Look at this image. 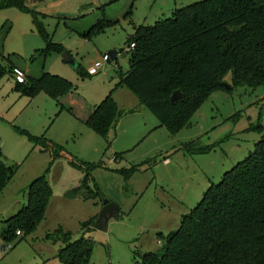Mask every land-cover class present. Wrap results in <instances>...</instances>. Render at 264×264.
<instances>
[{"label":"rangeland","instance_id":"1","mask_svg":"<svg viewBox=\"0 0 264 264\" xmlns=\"http://www.w3.org/2000/svg\"><path fill=\"white\" fill-rule=\"evenodd\" d=\"M10 1L0 0V65L8 68L9 56L17 69L35 76L42 69L58 74L73 88L56 99L43 91L30 98L14 89L23 72L0 75V150L5 163L17 166L0 192V229L26 202L31 179L44 173L51 190L44 218L33 231L7 241L0 237V264H62L54 257L58 244L46 233L59 227L76 238L79 224L97 214L106 198L118 204L119 217L108 219L106 231L86 230L93 243L88 264L139 263V254L157 249L207 186L253 149L262 134L256 126L264 128V84L212 90L189 124L170 132L128 86L115 87L117 71L127 67L124 51L96 74L85 71L102 54L124 47L134 25L150 24L194 0H133L127 18L120 16L131 0H22V8ZM31 11L81 74L60 52L42 58L44 39ZM102 11L119 21L81 36L78 31ZM223 82H231L230 72ZM109 92L121 113L102 137L82 117ZM188 142L190 149L184 147ZM51 145L61 155L54 157ZM70 158L81 168L71 166ZM8 243L11 248L5 249Z\"/></svg>","mask_w":264,"mask_h":264},{"label":"trees","instance_id":"2","mask_svg":"<svg viewBox=\"0 0 264 264\" xmlns=\"http://www.w3.org/2000/svg\"><path fill=\"white\" fill-rule=\"evenodd\" d=\"M10 2L24 7L22 0ZM132 4L133 0L120 17L130 15ZM31 13L44 39L45 45L39 51L42 58L64 50L60 43L51 41ZM120 17L106 16L102 11L87 29L78 33L88 37L115 25ZM131 42L134 45L126 51L127 67L117 71L115 87L128 86L170 132L188 125L190 116L212 90L225 89L222 83L226 73L231 74L229 88L264 84V0H194L150 24L134 25L125 48L116 53L124 51ZM5 58L9 60L8 68L0 65V75L14 70L23 72L22 81L15 79L14 84L20 95L32 98L43 91L56 99L72 91L70 82L58 74L42 69L35 76L17 69L9 56ZM115 59L109 57L108 62ZM75 71L81 74L79 68ZM175 90H180L182 97L172 103L169 96ZM120 113L109 92L83 120L104 137ZM256 128L262 134L253 149L224 171L219 180L210 183L197 203L183 213L179 226L162 237L157 249L141 252L139 263L134 264H264V128L260 124ZM188 143L184 147L190 149L191 142ZM50 149L54 157L61 155L54 146ZM68 163L81 168L71 158ZM16 170V164L4 162L0 150V192ZM28 183L26 202L0 229L2 240L13 239L16 230L20 235L33 231L44 218L50 185L44 173ZM76 190L73 188L70 194L75 195ZM95 216L79 224L81 234L76 238L59 227L46 233V238L58 244L56 260L62 264H88L93 243L85 232Z\"/></svg>","mask_w":264,"mask_h":264},{"label":"water","instance_id":"3","mask_svg":"<svg viewBox=\"0 0 264 264\" xmlns=\"http://www.w3.org/2000/svg\"><path fill=\"white\" fill-rule=\"evenodd\" d=\"M107 54L110 57V59H114L116 55V51L109 50ZM60 55H61V59L63 60V62L73 66L75 69L77 68L75 59L69 54L68 51H66L65 49L62 50L60 52ZM222 84L224 85L225 89L229 88V85L226 82L225 83L223 82ZM181 97H182L181 91L175 90L169 96V101L173 103L174 101L180 100ZM97 212L98 213L96 214L95 218L93 219L91 223V228L99 229L102 231L107 230L106 226H107L108 219L111 217L117 219L120 213L118 204L107 198L103 199Z\"/></svg>","mask_w":264,"mask_h":264},{"label":"built area","instance_id":"4","mask_svg":"<svg viewBox=\"0 0 264 264\" xmlns=\"http://www.w3.org/2000/svg\"><path fill=\"white\" fill-rule=\"evenodd\" d=\"M134 45L133 42H131V44L128 46V48H126L124 50V52L126 53V51H128L129 49L132 48V46ZM109 59L108 54H102L101 55V59L95 61L93 64H91L87 69H86V73H88L89 75H94L96 74L101 67L104 65V63ZM18 80L22 81V78L17 77ZM16 235H20V231L16 230L15 231ZM11 248V246L9 245V243L6 245L5 249H9Z\"/></svg>","mask_w":264,"mask_h":264},{"label":"crops","instance_id":"5","mask_svg":"<svg viewBox=\"0 0 264 264\" xmlns=\"http://www.w3.org/2000/svg\"><path fill=\"white\" fill-rule=\"evenodd\" d=\"M25 70H26V68H24V70H23V71H25ZM19 73H20V72H19ZM88 112H90V110H89ZM88 112H87V113H88ZM86 115H87V114H86ZM86 115H83V117H82V118H84Z\"/></svg>","mask_w":264,"mask_h":264}]
</instances>
